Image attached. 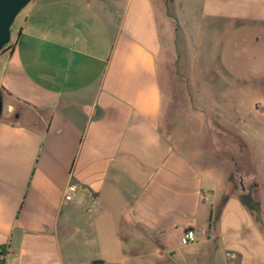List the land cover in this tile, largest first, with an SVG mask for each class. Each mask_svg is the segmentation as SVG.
I'll use <instances>...</instances> for the list:
<instances>
[{
  "label": "crops",
  "instance_id": "1",
  "mask_svg": "<svg viewBox=\"0 0 264 264\" xmlns=\"http://www.w3.org/2000/svg\"><path fill=\"white\" fill-rule=\"evenodd\" d=\"M204 13L256 21L264 40V0H205ZM19 15L0 51V264H264V180L244 131L247 159L217 151L228 138L163 130L155 0H32Z\"/></svg>",
  "mask_w": 264,
  "mask_h": 264
},
{
  "label": "rangeland",
  "instance_id": "2",
  "mask_svg": "<svg viewBox=\"0 0 264 264\" xmlns=\"http://www.w3.org/2000/svg\"><path fill=\"white\" fill-rule=\"evenodd\" d=\"M204 4L155 0L162 28L157 64L163 130L194 129L202 147L228 138V145L217 143V151L233 159L237 151L247 159L248 143L236 132L242 130L254 146L257 175L264 180V40L257 44L256 21L206 15ZM233 179L239 190L236 174Z\"/></svg>",
  "mask_w": 264,
  "mask_h": 264
},
{
  "label": "water",
  "instance_id": "3",
  "mask_svg": "<svg viewBox=\"0 0 264 264\" xmlns=\"http://www.w3.org/2000/svg\"><path fill=\"white\" fill-rule=\"evenodd\" d=\"M32 0H0V51L11 40V29L18 14ZM3 104L0 95V116Z\"/></svg>",
  "mask_w": 264,
  "mask_h": 264
},
{
  "label": "built area",
  "instance_id": "4",
  "mask_svg": "<svg viewBox=\"0 0 264 264\" xmlns=\"http://www.w3.org/2000/svg\"><path fill=\"white\" fill-rule=\"evenodd\" d=\"M78 190L77 184H69L64 192V201L70 202L74 199V196ZM99 204V200L97 197L92 198L88 204L86 205V211L89 213H92L96 210L97 206ZM196 240V232L193 229H189L184 232V234L181 237V243L183 245H190L194 243ZM9 251L8 247L6 246H0V262L3 261L7 255V252ZM233 257V255H232Z\"/></svg>",
  "mask_w": 264,
  "mask_h": 264
},
{
  "label": "trees",
  "instance_id": "5",
  "mask_svg": "<svg viewBox=\"0 0 264 264\" xmlns=\"http://www.w3.org/2000/svg\"><path fill=\"white\" fill-rule=\"evenodd\" d=\"M6 47H7V45H6L2 50H4ZM242 200H246V201L249 200V199H248V195H247V194H246V195H245V194L242 195ZM251 202H252V203H251L252 207H253V206H256V204L254 205V203H253L252 200H251Z\"/></svg>",
  "mask_w": 264,
  "mask_h": 264
}]
</instances>
